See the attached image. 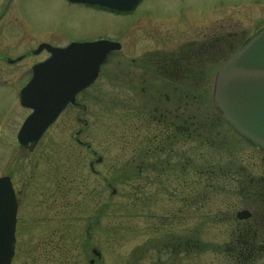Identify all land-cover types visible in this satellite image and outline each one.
Segmentation results:
<instances>
[{
    "label": "rangeland",
    "instance_id": "374dc122",
    "mask_svg": "<svg viewBox=\"0 0 264 264\" xmlns=\"http://www.w3.org/2000/svg\"><path fill=\"white\" fill-rule=\"evenodd\" d=\"M262 29L264 0H141L126 16L66 0H0V32H5L0 35V56L22 57L44 43L66 46L110 40L121 45L120 51L113 52L102 66L95 83L79 98L86 112H63L32 153L16 147L17 131L28 114L18 106L17 94L29 79L34 62L44 56H27L12 66L0 63V177L8 176L14 190L21 193L11 264H48L52 260L46 258V247L53 241L57 244L66 229L76 264H87L92 259V249L101 254L97 264H132L131 257L137 255V249L148 246L155 237L152 234L156 223L166 224L164 218L182 206L172 196L170 201L168 196L164 198L162 192L157 197L158 191L148 184L124 181L127 170L119 163L125 160L122 138L135 133L136 128L131 108L139 106L142 96L161 84L154 69L162 56L184 46L194 50L198 46L193 44L210 41L216 49L223 46L224 51L219 57L213 55L204 68L200 90L205 100L198 92L202 105L190 111L192 115L207 112L212 116L215 74L231 51ZM160 107L169 109L172 105L161 102ZM77 118L81 123L76 122ZM227 127L222 124L220 131L234 141L235 150L242 149V157H264ZM80 130L77 139L83 146L74 140ZM98 158H102L100 164L95 163ZM90 163L94 164L93 174ZM164 176V183L168 180L176 190L179 172ZM170 176L177 180L172 182ZM109 186L117 191L113 197ZM139 186L145 187V207L137 201L135 210H131V201L126 198L132 200ZM70 203L74 208L81 204L79 214L74 208H65ZM195 204L174 218V228H161L179 234L198 227L207 209L201 200ZM210 207L214 208L212 204ZM129 215L133 222L126 230ZM201 226L199 234L191 237L192 242L200 240L198 246L203 253L173 260V264L215 263L211 247L223 244L227 229L207 223ZM180 237L187 238L184 234ZM153 260L145 256L141 264H153ZM170 263L168 258L160 261Z\"/></svg>",
    "mask_w": 264,
    "mask_h": 264
},
{
    "label": "trees",
    "instance_id": "16d2710c",
    "mask_svg": "<svg viewBox=\"0 0 264 264\" xmlns=\"http://www.w3.org/2000/svg\"><path fill=\"white\" fill-rule=\"evenodd\" d=\"M251 37L250 39H252ZM210 42V41H209ZM204 41L203 43L193 44L196 47L194 50L190 47L184 46L176 50V52L164 55L158 60L155 67L158 74H161V84L152 89L151 92L142 96V101L139 106L131 108L136 119L135 133L130 136L123 137L122 142L125 146L121 151L125 158L120 161V166L127 170L124 174V181L128 182H143L150 185L155 191L162 192L164 198L170 196L177 199L182 208L175 211L168 217L164 218L166 224L156 223L157 227L154 229L155 236L149 240V244L141 246L137 249V255H133L132 264H141L145 256H152L155 260L153 264H160L162 258H168L173 264V260H180L193 257V253H203L202 248L198 245L201 243L197 238L192 242V235H198L201 224H210L213 227H225V229H232L230 233V243L236 247V252L230 253L229 264H264V222L259 224V219H264V157L257 158L242 156V149L235 150L233 142L227 139L228 135L220 131L221 125L224 123L220 114L216 112L212 105L213 115L207 112L200 114H191V108H198L202 105L198 92L203 99L204 93L200 90L201 74L212 56L222 55L224 49L220 47L216 49L213 43ZM245 42V41H244ZM242 42L239 46L243 45ZM247 42V41H246ZM227 45V44H225ZM189 46V45H188ZM239 46L237 48H239ZM234 49L229 54L230 56L237 50ZM229 58V57H228ZM227 60V59H226ZM224 60L222 63H224ZM160 72V73H159ZM175 89L180 90L181 113L179 115V137H180V156L174 160V152L171 153L170 158L165 161L161 160L163 151H167L170 147L174 148V132L171 139L168 141L167 137H163L161 130L164 128L152 127L151 133L153 140L151 146V156L148 154L147 131L151 124L162 122H174V113L169 114L161 111V98L157 97L156 93H164L170 96L173 101V92ZM163 109V108H162ZM158 110V113L155 112ZM158 114L162 115L161 120ZM154 119V120H153ZM229 127V126H228ZM227 127V128H228ZM231 129V128H230ZM232 130V129H231ZM233 131V130H232ZM240 141L243 142L239 137ZM170 142V144H169ZM256 149L252 145H246ZM168 154L167 152H165ZM264 156V151L256 152ZM150 168L151 174L146 173ZM167 171V172H166ZM178 171L180 176L178 178V186L176 190L171 188L168 180L164 183L162 178L164 174ZM169 172V173H168ZM151 176V177H150ZM172 182L177 180L170 176ZM71 184V183H70ZM139 193L133 192L131 201V210H135L134 206L137 201L139 205L145 207L146 200L145 187H138ZM173 190V191H172ZM94 194V191L91 192ZM75 194L74 196H77ZM148 196V193H147ZM202 201L207 212L205 219H200L201 223L198 227L192 228L190 232H177L162 229L161 226L167 228H174L172 221L178 214H184L182 210H189L196 207V201ZM192 203V205H191ZM214 208L212 209V207ZM214 204V205H213ZM69 210H73V204L65 206ZM84 208H86L84 206ZM83 208V209H84ZM74 209L81 210V204H78ZM82 209V210H83ZM241 209H250L254 212V221L237 222L235 214ZM84 213V210L82 211ZM97 217V216H96ZM130 218V219H129ZM96 219V218H95ZM124 228L131 229L133 222L132 216H127L128 220ZM206 221V222H205ZM129 222V223H128ZM69 231L66 229L59 237L57 244L53 241L46 247L45 254L47 259L52 261L48 264H76L74 256V247L68 238ZM186 235L187 238L180 236ZM177 236V237H176ZM229 237V236H228ZM187 244V247L177 249L170 247L173 244ZM207 244V243H206ZM50 248V249H49ZM53 249V250H52ZM214 264H224L225 253L222 245H215L211 247ZM149 259V258H148Z\"/></svg>",
    "mask_w": 264,
    "mask_h": 264
},
{
    "label": "water",
    "instance_id": "95a60500",
    "mask_svg": "<svg viewBox=\"0 0 264 264\" xmlns=\"http://www.w3.org/2000/svg\"><path fill=\"white\" fill-rule=\"evenodd\" d=\"M67 1L128 13L140 0ZM43 49L50 54L49 59L32 67V77L19 93L20 105L31 110L16 136L20 149L30 145L31 150L36 145L63 110L75 104V96L93 84L100 67L112 52L120 50V45L106 40L71 43L65 48L42 44L36 53ZM212 101L225 123L247 143L264 151V30L240 47L216 73ZM101 162V158L95 161ZM108 188L111 197L117 194ZM16 213L11 182L8 177L0 178V264H11L14 255ZM250 217L247 211L236 214L239 221ZM91 255L88 264L101 259L96 249Z\"/></svg>",
    "mask_w": 264,
    "mask_h": 264
},
{
    "label": "flooded vegetation",
    "instance_id": "af4514ba",
    "mask_svg": "<svg viewBox=\"0 0 264 264\" xmlns=\"http://www.w3.org/2000/svg\"><path fill=\"white\" fill-rule=\"evenodd\" d=\"M94 9L95 10H98L97 8H94ZM104 12H108V11H104ZM108 13H112V12H108ZM112 14H118V13H112ZM128 14H130V13H127V14H118V15H125L126 16ZM0 35H3L4 36L5 35V32H3V31L0 32ZM94 41H97V40H93V41H89V42H94ZM52 47H64V46H52ZM36 50H37V48L34 51H31V52H29L27 54H24V56L22 55V57L20 56V57L12 58V57L6 56V55L0 56V63H2L4 65L12 66L15 63L20 62L23 59H25L27 56H44V58L41 59L40 61L34 62L33 65H35V64L40 63V62H43V61H45V60H47L49 58V54L45 50L44 51H40L39 53H35ZM45 56H46V58H45ZM157 65L159 66L158 63L156 64V66ZM28 74H29V79H30V77H31V70H29ZM154 74H158V72L156 71V69H154ZM159 76L162 77L161 74H159ZM29 79L26 81V83L29 81ZM85 91L79 93L75 97V104L73 106H71V105L67 106V108L65 109V111L72 109V110H78V111L80 110L82 113H85L86 110H87L86 109V106L79 99ZM151 93H154V92H151ZM156 94H157L156 96L159 97V99L161 98V100L165 104V106H170V104L172 105V107L169 108V109L168 108H166V109L165 108H163V109L161 108V111L163 113H167V114L173 112L174 113V122H172V121L170 122L169 121L166 124L165 122L162 123L160 121V122L151 124V126H149L148 131H147V136H148V139H147V143H148V146H147L148 147V154L147 155L150 158H152V156H151L152 151L150 149L151 146H152L150 143L153 141V140H151V138H153V135L151 133L152 127H154V128L155 127L156 128H161V129L164 128V130H161V131L163 133V137L164 138L167 137L168 141L173 136V133L172 132H174V148H173V151H172V149L170 147L168 148L167 151H163L164 153L161 156V160L165 161L167 159H172V158H170L172 152H174L173 153L174 154V157H175L174 160H176V158H178L180 156V151H181L180 150V137H179V132H178V131H180V129H179V124H177L178 123V120H179V115L181 113L180 90H178V89H175L174 90V92L172 94L173 97H174V100L173 101L170 99V96L167 95V94H164V93H161V94L160 93H156ZM17 102H18V106L20 107L19 100H18V94H17ZM20 109L23 110V111L28 112V114L25 117H27L29 115L30 112L28 110H25V109H23L21 107H20ZM155 112L158 113V110L157 111L155 110ZM161 117H162V115L158 114V118H160V120H161ZM81 121L82 120L79 119V118L76 119V122H78V123H81ZM84 126H86L85 123H83V127ZM74 140L77 143V140L78 139H76V137H74ZM169 144H170V142H169ZM80 146H83V145H80ZM16 147H18V150L19 151H22V152L26 151L28 153H32L35 150V147H33L31 150H29V147L30 146H28L25 149H20L19 146H16ZM165 152H167L168 154H166ZM88 167L90 168V165L89 164H88ZM90 172H91V174L94 173V164H93V171L90 168ZM147 172H148L147 173L148 175L151 174L150 168L147 169ZM14 193H15V199H16V204H17V212H18V207H19V204H20V195H21V193H20V191L17 192L15 190H14ZM240 211H247V212H249L250 215H251V217L248 220H244V221H238V220H236L237 222H250V221H252L253 224L256 226V222L253 219L254 218L253 217L254 216L253 210H250V209H241ZM258 222H259V224H262L264 222V219L263 218H260ZM232 231H233V228L231 230L227 228V230H226L227 233L225 234L226 240L223 242V249H224V253H225L224 264H229L230 263V257H231L230 253L236 252V254H237L236 247L232 246V244L230 243V235L229 234L230 233H233ZM207 245H208V243H207ZM169 246L170 247L173 246L171 249H173L174 247H176V250L177 249L179 250V249H181L183 247H187L188 245L181 243V244H173V245L171 244Z\"/></svg>",
    "mask_w": 264,
    "mask_h": 264
}]
</instances>
